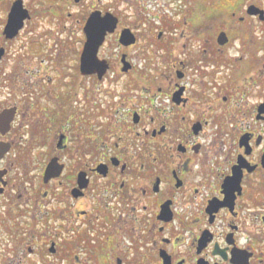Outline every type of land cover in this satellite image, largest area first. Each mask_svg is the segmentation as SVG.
Returning a JSON list of instances; mask_svg holds the SVG:
<instances>
[{
	"label": "flooded vegetation",
	"instance_id": "af4514ba",
	"mask_svg": "<svg viewBox=\"0 0 264 264\" xmlns=\"http://www.w3.org/2000/svg\"><path fill=\"white\" fill-rule=\"evenodd\" d=\"M32 1L17 35L0 28V257L264 264V19L218 0L204 16L193 0Z\"/></svg>",
	"mask_w": 264,
	"mask_h": 264
},
{
	"label": "water",
	"instance_id": "95a60500",
	"mask_svg": "<svg viewBox=\"0 0 264 264\" xmlns=\"http://www.w3.org/2000/svg\"><path fill=\"white\" fill-rule=\"evenodd\" d=\"M247 13L258 14L261 19H264V9L258 7L255 4H250L247 7ZM29 17L28 10L23 6L22 0L13 1L10 10L7 15V20L3 28V34L6 38H12L17 35L18 31L23 27V22ZM116 17L111 13L107 12L105 16L98 17V13H92L89 17L85 31L88 33L87 40L84 44L82 52V67L85 65L95 64V54L102 43L104 36L107 32L112 31L115 25ZM222 36V35H221ZM4 53V49L0 48V58ZM96 65V64H95ZM7 127V111H0V133L4 134ZM7 147L3 141H0V159L6 153ZM4 171L0 172V176ZM49 169L46 170L45 179H47Z\"/></svg>",
	"mask_w": 264,
	"mask_h": 264
},
{
	"label": "rangeland",
	"instance_id": "374dc122",
	"mask_svg": "<svg viewBox=\"0 0 264 264\" xmlns=\"http://www.w3.org/2000/svg\"><path fill=\"white\" fill-rule=\"evenodd\" d=\"M7 1L8 0H4V2H7ZM136 1H137L136 5L147 4L146 0H136ZM213 1L214 0H193V2H192V9L194 11L193 13H198L201 15H203V14L206 15L207 13H212L211 12V3ZM232 1L233 0H218L219 4L221 2L222 3L220 5L219 4L217 5V7H218L216 10L217 13L222 14V13H228V12H235L236 15L245 14L246 13V6L250 3L257 5L258 7L260 6L261 8L264 9V0H235V4H230ZM25 2L28 3L29 6H32V7L37 6V4H35V2L32 0H25ZM107 3L110 6L117 7V0H107ZM121 5H125L127 7L126 2H123V4H119L118 7ZM136 5H135V7H136ZM145 6H147V5H145ZM6 11L7 10H5L4 6L2 7L0 5V28H2V26H3L2 21H3V18H5V16H6ZM2 65H4V64L2 63L0 65V69H2ZM2 86L3 85L1 84L0 85V102H1V104L3 101V92H4ZM2 212H3V209H1V206H0V213H2ZM0 229H1V226H0ZM4 245H5L4 243L0 242V250L1 251L4 249V247H5ZM29 258H33L32 259L33 261L27 260V261H24L23 264H49V261L51 260V257H47V256H44V258L46 260H44V258L42 259V256H41V258H37L35 255H32ZM10 261L12 263L14 262V260H10L6 256L0 257V264H8Z\"/></svg>",
	"mask_w": 264,
	"mask_h": 264
},
{
	"label": "trees",
	"instance_id": "16d2710c",
	"mask_svg": "<svg viewBox=\"0 0 264 264\" xmlns=\"http://www.w3.org/2000/svg\"><path fill=\"white\" fill-rule=\"evenodd\" d=\"M3 2V0H1ZM4 3V2H3Z\"/></svg>",
	"mask_w": 264,
	"mask_h": 264
}]
</instances>
